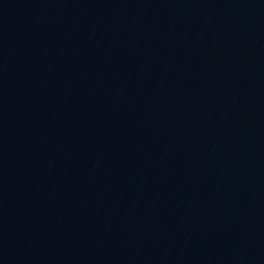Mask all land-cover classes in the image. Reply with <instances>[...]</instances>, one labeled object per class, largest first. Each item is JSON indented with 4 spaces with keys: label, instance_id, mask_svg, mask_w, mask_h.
<instances>
[{
    "label": "water",
    "instance_id": "water-1",
    "mask_svg": "<svg viewBox=\"0 0 264 264\" xmlns=\"http://www.w3.org/2000/svg\"><path fill=\"white\" fill-rule=\"evenodd\" d=\"M0 264H264V0H0Z\"/></svg>",
    "mask_w": 264,
    "mask_h": 264
}]
</instances>
